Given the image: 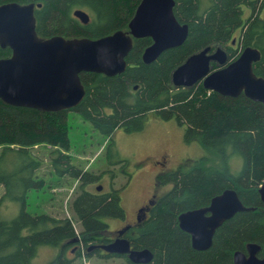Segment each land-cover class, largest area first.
<instances>
[{
	"label": "trees",
	"instance_id": "1",
	"mask_svg": "<svg viewBox=\"0 0 264 264\" xmlns=\"http://www.w3.org/2000/svg\"><path fill=\"white\" fill-rule=\"evenodd\" d=\"M5 1L10 0H0V3ZM16 1L41 2L34 8L35 28L40 36L98 37L117 29L127 30L140 0ZM200 1L175 0L176 18L188 23L183 43L163 50L155 60L145 63L142 52L152 39L150 36L133 38L122 72L114 75L95 71L79 73L85 93L78 104L70 108L90 121L104 137L117 128L140 129L148 113L162 119L174 118L185 125V139H198L221 159L227 157V147H230L242 160L240 169L234 173L226 166L207 165L205 155L189 163L182 160L172 169L157 172L155 184L167 186L166 190L155 200L148 214H140L124 231L131 246L146 247L152 252L150 261L138 264H234V251H246L248 242L264 246V203L258 191L264 180V105L243 92L237 96L223 95L205 88L201 81L190 86H175L171 79L176 66L207 45L223 47L227 62L246 45L259 48L261 56L253 62V71L264 77V17L259 15L264 0H209L204 8ZM243 4L250 7L247 17H243ZM76 7L88 12L90 18L86 23L73 14ZM232 38L236 39L235 46L230 45ZM10 54L9 46H0V57ZM212 63L214 68L218 66ZM68 110L46 111L0 99V184L3 186L0 264H34L32 258L41 244L58 248L57 253L42 264H73L81 245L86 256L97 251L100 255L126 256L98 249L100 243L112 240L104 217H125L122 188L112 183L107 189L98 190L97 185L94 189L87 187L99 175L71 161ZM42 143L53 145L48 158L57 177L66 175L79 179L70 204L79 222L78 230L67 216L32 212L26 208L29 190L44 184L38 172L42 161L32 150L34 145ZM226 187L234 188L241 201L253 208L237 211L223 221L207 249L192 247L190 234L179 226L178 214L207 205L213 195ZM9 201L18 203L19 210L6 217L1 207Z\"/></svg>",
	"mask_w": 264,
	"mask_h": 264
},
{
	"label": "water",
	"instance_id": "2",
	"mask_svg": "<svg viewBox=\"0 0 264 264\" xmlns=\"http://www.w3.org/2000/svg\"><path fill=\"white\" fill-rule=\"evenodd\" d=\"M174 4L175 0H140L127 30L117 29L98 37L62 34L44 37L38 35L35 28L34 8L41 2L10 0L0 3V46L11 49L9 56L0 57V99L46 111L76 106L85 93L79 73L95 71L114 75L122 72L133 38L150 36L152 39L142 52L145 63L155 60L163 50L183 43L188 34V23L176 18ZM72 12L83 23L90 18L81 7ZM260 56L259 48L246 45L227 62L223 47L207 45L176 66L171 79L175 86H190L201 81L205 88L223 95L237 96L243 92L264 105V77L253 71V62ZM212 61L218 66L214 68ZM101 188V184L96 186L98 190ZM258 191L264 203V180ZM251 208L241 201L234 188L226 187L213 195L207 205L181 211L178 223L190 234L192 247L207 249L223 221L237 211ZM128 226L117 229V235L100 243V248L126 254L134 264L150 261L152 252L149 248H134L122 235ZM258 251L261 255H257ZM233 261L234 264H264V246L248 242L246 251H234Z\"/></svg>",
	"mask_w": 264,
	"mask_h": 264
},
{
	"label": "rangeland",
	"instance_id": "3",
	"mask_svg": "<svg viewBox=\"0 0 264 264\" xmlns=\"http://www.w3.org/2000/svg\"><path fill=\"white\" fill-rule=\"evenodd\" d=\"M209 0H201L200 6L204 8ZM243 17L250 14V7L242 6ZM259 15L264 17V1L259 10ZM237 35V33L235 34ZM68 136L70 149L68 150L72 162L82 169L96 173L98 176L87 187L94 189L101 184L102 189H107L112 183L121 186V201L125 209V217L106 216L109 230L116 233L122 225L133 223L136 207L143 202L145 196L152 188V181L156 166L168 170L174 168L180 161L189 160L188 163L201 156H207L206 164L216 167L226 166L230 172L240 169L242 160L239 155L231 152L227 147V157H217L213 150L200 143L198 139L187 140L184 137V124H179L174 118L162 119L154 113H148L143 126L138 130L125 131L117 128L110 136H102L79 113L70 109L67 111ZM111 142L107 149L108 143ZM53 148L49 144H36L33 152L41 159L39 176L44 179L40 188H32L27 195L26 208L32 212L46 211L55 216H67L73 222L75 229H79L70 204L71 199L78 189L79 179L57 177L49 163L48 153ZM109 160L116 162L110 163ZM164 158L158 163L152 159ZM119 159H123L119 161ZM134 170V171H133ZM133 176H130V174ZM129 175V176H128ZM167 186H159V193L166 190ZM156 189V188H154ZM3 186L0 184V194ZM2 212L11 217L19 210V204L9 201L1 207ZM80 254L75 257L73 264H132L126 256H106L94 252L90 256L84 254V247L80 246ZM58 248L41 244L32 258L34 264H42L52 258Z\"/></svg>",
	"mask_w": 264,
	"mask_h": 264
},
{
	"label": "flooded vegetation",
	"instance_id": "4",
	"mask_svg": "<svg viewBox=\"0 0 264 264\" xmlns=\"http://www.w3.org/2000/svg\"><path fill=\"white\" fill-rule=\"evenodd\" d=\"M232 39H234V41L231 40L230 45H231V46H235V44H236V39H235V38H232ZM152 160L155 161L156 163H158L159 160L164 161V158H161V159L159 158L158 160H156V159H152ZM161 170H163V169H162L159 165L156 166V172H155V174H154L153 181H152V188L150 189V191H149V193L147 194V196H145L143 202L140 203V204L136 207V209H135L134 220L132 221L133 223H131V224H127V225H132V224H134L135 221L138 220V219L140 218V214H142V215H146V214H148V213H149V210H150V208H151V206L153 205V203L155 202V200L160 196L161 193H159V189H157V188H159V186H161V185H156V184H155V175H156L157 172H159V171H161ZM133 171H134V170H133ZM128 176H129V175H128ZM130 176H133V172H132V175L130 174ZM154 188H156V189H154ZM140 208H142V209H140ZM144 211H145V212H144ZM137 215L139 216L138 219H137ZM121 227H123V225H122ZM121 227H120V228H121ZM116 235H117V230H116V233H115V234L112 233V238H114ZM122 235L124 236V232H123ZM98 249H99V251H101V252H103V251L106 252L103 248L98 247ZM257 255H261V251H258V252H257Z\"/></svg>",
	"mask_w": 264,
	"mask_h": 264
}]
</instances>
